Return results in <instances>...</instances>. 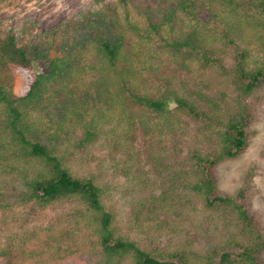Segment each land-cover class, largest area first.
Instances as JSON below:
<instances>
[{
  "label": "trees",
  "instance_id": "16d2710c",
  "mask_svg": "<svg viewBox=\"0 0 264 264\" xmlns=\"http://www.w3.org/2000/svg\"><path fill=\"white\" fill-rule=\"evenodd\" d=\"M36 24L0 23V211L13 196L69 210L9 234L0 264L80 253L93 264H264L255 168L234 191L217 176L254 134L264 0H87L56 26ZM15 68L32 72L19 95ZM139 135L148 167L119 201L69 164L102 142L134 166Z\"/></svg>",
  "mask_w": 264,
  "mask_h": 264
},
{
  "label": "rangeland",
  "instance_id": "374dc122",
  "mask_svg": "<svg viewBox=\"0 0 264 264\" xmlns=\"http://www.w3.org/2000/svg\"><path fill=\"white\" fill-rule=\"evenodd\" d=\"M87 0H12L0 1V23L18 32L28 21H36L37 28H45L60 24L73 12H79L81 5ZM31 71L14 69V91L22 94L26 89ZM264 92V91H263ZM259 101L257 118L253 124V135L246 149L238 157L226 160L218 168V185L220 191H234L241 182L243 174L251 167L255 168L252 176L255 193L253 207L263 214L264 220V96ZM146 142L142 136L135 141V151L139 150L138 161L134 166L122 163L120 152H116L106 143H93L87 148L76 152L69 159L73 171L79 174H94L110 186L115 200L130 187L131 173H136L140 167H148ZM121 158V159H120ZM123 158H125L123 156ZM132 171V172H131ZM133 176V175H132ZM12 210L0 211V243L6 240L13 231L22 232L36 226H50L61 222V218L69 210V205L55 203L49 206H39L31 203H20L11 197ZM264 222V221H263ZM12 230V231H10ZM142 240L153 246L154 243L143 234ZM48 264H93L87 254H76L51 261Z\"/></svg>",
  "mask_w": 264,
  "mask_h": 264
}]
</instances>
